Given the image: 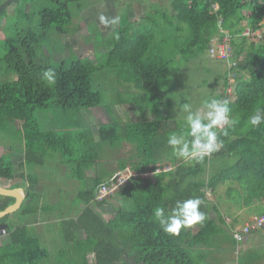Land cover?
<instances>
[{"label":"trees","instance_id":"obj_1","mask_svg":"<svg viewBox=\"0 0 264 264\" xmlns=\"http://www.w3.org/2000/svg\"><path fill=\"white\" fill-rule=\"evenodd\" d=\"M49 1L52 4L47 3L39 12L38 27L18 34L16 47L0 59L6 74L16 76L13 83L0 82V140L11 127L16 139L11 137V140L20 142L23 153V161L15 167L11 154L0 146V181L23 182L27 196L13 214L19 218L36 216L43 208L35 193V182L24 169L31 165L42 166L48 153L57 150L65 140L40 132L33 121V111L51 106L62 110L95 109L103 102L101 94L93 90L92 76L99 69L96 65L77 61L65 68L41 62L45 58L39 49L48 40L50 30L65 33L71 20L70 0ZM170 7L173 13L170 18L165 13L150 14L137 27L122 28L110 46L106 69L116 70L123 84L139 92L128 104L138 115L145 116L146 93L166 87L170 65L179 58L189 63L199 53H209L213 40L221 39L223 32H227L232 49L229 61L234 63L229 70L237 76L233 77V84L228 82V77L222 78L220 98L228 101L231 117L236 122L228 129L227 136L218 134L223 148L200 163L189 161L193 168L185 177L178 180L177 175L161 171L155 175L153 183L139 174L156 170L157 165L164 170L168 163L177 160L167 139L171 133H179L183 124L162 117L134 124L99 126L98 144L112 149L124 144L133 146L135 155L133 159L119 161L115 171L97 178L91 189L76 197L75 202L84 205L82 212L77 219L61 224L67 234L62 238L66 248L59 250L58 258H63L64 264H89V254L93 255L91 264H121L123 256L132 258L134 264H209V259L219 250L224 256L233 254L234 257L236 242L210 219V212L216 209L207 203L202 189L215 190L227 182H236L242 187L248 204L264 200V124L252 128L247 123L256 110L264 111V0H173ZM158 18L165 19V25ZM250 38L253 40L249 41ZM48 69L56 72L54 86H47L43 80ZM230 86L232 97L228 98ZM15 122H18L16 129ZM230 155L237 158L233 166L219 170L207 184L201 181L210 160ZM96 161L98 152L76 163L83 168ZM128 166L136 176L117 191L123 205L115 209L111 219L102 221L94 208L106 204V200L94 201L97 188L116 171ZM194 197L203 201L200 208L206 215L203 224L182 229L179 236L164 233L154 217V210L161 207L168 212L177 200ZM14 201L0 196V212ZM0 223L9 227L6 241L0 245V264H45L42 261H48V251L26 225L10 221V216ZM77 234L82 238H77ZM202 250H210L211 254ZM243 254L238 255L239 264H252L253 258Z\"/></svg>","mask_w":264,"mask_h":264},{"label":"rangeland","instance_id":"obj_2","mask_svg":"<svg viewBox=\"0 0 264 264\" xmlns=\"http://www.w3.org/2000/svg\"><path fill=\"white\" fill-rule=\"evenodd\" d=\"M6 1V0H5ZM96 0H82L76 3H72L70 0L69 11L71 14L70 24L67 25L66 34L64 37H60L59 35L56 36L55 34L52 35L49 39V43L51 42H58L60 39H63L62 45L59 48V56L58 62L60 65H63L65 68H68L72 63L77 61L83 64H94L97 66L98 71L95 75L92 76L93 78V90L97 91L101 94L103 98L102 104L95 108L86 110L87 113H103L110 115L113 123H104L102 125L105 126H117V125H126V124H134L139 121H149L153 119H158L162 117H167L170 119H174L179 121L184 126V118L186 113L181 110V106L183 104H191L193 109L200 107L202 102L206 99L216 98L221 99L222 96L221 89L223 88L222 78L228 77V82L230 84L234 83L233 77L237 76L235 72L230 73V66L234 63L226 62V61H218L214 58H211L207 51L201 52L197 55L195 59L186 63L185 61L181 60L180 58L177 59L170 65L169 75L166 81V87L161 91H150L147 92V114L145 116H140L137 114L135 116H130L129 114L134 115V110L131 105H127L129 107L126 114L120 118L119 116H115L112 113V106L115 108L117 107L116 97L120 95L119 104H123L126 102L128 103L129 100H133L137 98L139 92H135L136 90L133 87L123 84L122 81L118 78V72L116 70L106 69L107 57L108 52L111 49L112 42L114 38L119 36V31L127 27L129 28L131 24L128 25L127 20V8H129L130 0H110V2H106L107 6L111 4V7H107L108 10L113 8L117 11L119 15L115 17L114 15H104L109 20L112 18H117L118 22L114 25H110V30L107 33H102L99 29V25L97 23H92L88 25L89 30L91 31V39L89 40H81L79 41L77 37L71 36V28L76 26L77 24H83L84 20L81 19L85 9L89 7H96L97 5L93 2ZM140 3L148 2V0H134ZM51 3L49 0H16L15 2L11 3L9 6L2 9V13L0 12V59H3L4 56L11 50L16 47V36L18 34H22L26 30H35L36 27L39 25V12L43 6H47ZM52 4V3H51ZM91 4V5H90ZM87 5V7H86ZM151 9L154 12H161L163 5L160 0H152L149 4ZM123 7H126L123 8ZM92 10V9H91ZM158 10V11H157ZM89 11V10H88ZM106 8L99 12V16L105 13ZM164 12H168L166 17L172 16V11L168 10L167 8L164 9ZM107 13V11H106ZM125 15V16H124ZM99 18V17H98ZM161 23L165 25V19L158 18ZM119 20H123L119 22ZM54 33V32H52ZM170 33V32H169ZM51 33L48 35V37ZM69 35V36H66ZM253 40L250 38L249 41ZM47 41H44L46 43ZM83 45V46H77ZM75 45L76 47H72ZM47 52H50V49H46ZM76 52V53H75ZM42 57V56H41ZM43 61H47L46 59H42ZM48 62V61H47ZM50 64H54L49 62ZM58 63V64H59ZM56 65V64H54ZM9 82L13 83L16 81V76L14 74H6L4 71V66L0 65V82ZM232 86L227 89V96L228 98L232 97L231 95ZM229 90V91H228ZM134 95V96H133ZM117 100V102H118ZM51 113L54 116L59 115V119L64 117L62 122L58 123V128L53 131V135L58 138H64L63 144L58 147V149L51 155L53 157L52 163L57 165H64V171L59 172L57 175L59 176L58 180L63 182L62 180L66 181L69 179L68 177L72 176V171L76 170L77 161L86 157H93L95 152H99V147H105L103 144H98L93 136L92 131L84 132V128L77 130L75 125L76 120L80 122L79 112L77 110H62L56 107L49 108ZM94 110V112L92 111ZM132 110V112H130ZM92 111V112H91ZM44 114H48V112L44 109L42 110H34L32 113L33 121L35 122L37 128L41 127L42 129V121L41 116ZM114 115V116H113ZM132 117V118H131ZM151 118V119H149ZM98 117L96 118L98 122ZM100 122L103 119L99 120ZM40 126H38V125ZM14 128L18 127V122L13 123ZM66 129L68 131L66 132ZM8 133H10L8 135ZM7 135H3L1 138L0 146L2 148V144L6 142V140L12 137V140H16L15 133H11V127L9 128V132ZM128 149V148H127ZM110 152H114V154H110L108 158L113 157H125L123 150L120 151H113L108 148ZM64 151H67L68 154H65ZM128 154L126 155H133L134 150L131 152V149L124 150ZM2 154V152H1ZM47 162L49 161V156L46 157ZM79 164V163H78ZM81 167V166H80ZM47 169V167H45ZM111 168V167H110ZM109 168V169H110ZM222 168V165L217 166V170ZM35 165H31L26 167L25 172L27 174H32V171L35 170ZM82 168H80V173L82 172ZM46 172V171H45ZM71 174V175H70ZM75 174V173H74ZM74 177V176H72ZM67 182V181H66ZM0 185L3 187H12L11 181H0ZM55 202V201H54ZM69 202V201H68ZM44 205L50 206V210L53 209L54 203L43 201ZM222 201L219 200L218 204L220 205ZM55 204L63 205L65 204L64 199L62 198L60 201H56ZM70 204V203H69ZM62 209L65 210L63 207ZM69 211V208L66 209ZM264 213V208H263ZM71 215V214H70ZM14 216H10V221ZM18 223H21L18 219V216H15ZM101 218V217H99ZM107 218V216L105 217ZM102 219V218H101ZM13 221V220H12ZM103 221V219H102ZM241 224V219L238 218L237 221ZM9 224L11 222H8ZM55 225L52 223L47 224L46 228L51 231L53 234V227ZM264 229V228H263ZM260 231V230H259ZM31 235L39 238L41 245L44 249H46L50 255L48 261H42V263L47 264H58V262L65 263L63 258H58V253L60 249L66 248L65 244H55L52 242V238L47 237L46 235L40 236L39 233L36 232L35 228H30ZM39 235V236H38ZM42 237L43 239H40ZM82 237L79 234L77 238ZM7 239L6 235H0V245L3 244ZM241 246H243L241 244ZM237 248V245L235 246ZM236 251V250H235ZM206 254H211L209 250H202ZM264 255V247L261 245L255 249L253 253V262L256 259H261V255ZM234 258V260H232ZM63 259V260H62ZM231 259L237 264V255L235 252V256L231 255L224 256L221 250L217 251L212 257L209 259V264H221L222 260ZM88 262L91 264L93 262V255L90 254L88 257ZM134 264L132 258L128 256H123L121 264ZM234 264V263H233Z\"/></svg>","mask_w":264,"mask_h":264},{"label":"crops","instance_id":"obj_3","mask_svg":"<svg viewBox=\"0 0 264 264\" xmlns=\"http://www.w3.org/2000/svg\"><path fill=\"white\" fill-rule=\"evenodd\" d=\"M78 1H82V0H72V3L74 4ZM151 1L152 0H148V2H146L145 4V3H140L134 0H130L129 8H127V13L125 14L127 15L126 17L127 20H125L124 23L128 22V25L129 24L131 25L129 28L124 27V29H130V28L137 27L138 25L143 23L145 17L150 14L152 15H155V14L159 15L160 13L167 14L168 12H164V9L167 8L168 10H171L170 5L173 0H160V2L163 3V5H161V8H162L161 12H154V10L150 8L151 6L149 4ZM95 2H97L96 3L97 8L89 7L88 9H85L82 16H80L81 19L84 20V23L82 25L77 24L76 26L71 28V36L77 37L79 41L91 39V34H90L91 31L89 30L88 25H91L94 22L100 26L99 29L103 34L107 33L110 30V26L105 27L104 25L100 23V20L98 18L100 17L99 16L100 14L97 11L103 10V7L104 9L106 8V11H107V13L105 11L103 15H114L115 17L119 15L117 11L113 8H110L108 10L107 7H111V4L107 6L106 2L111 3L110 0H96ZM117 2H120V0H117ZM123 8L126 9V7H123ZM122 21L123 20H119V22H122ZM77 46H83V45L77 44ZM127 105H130V104L128 103L126 104V102H124L121 105L117 104V107L115 108L112 106L113 108L112 113L115 114V116H119L120 118H122V116L125 115L126 111H128L129 109ZM132 108L134 110V115L132 113L129 115L135 116L137 112L133 106ZM44 110H46L48 114H44L41 116L42 129L41 127H39V130L42 133L52 134L53 131L58 128L57 127L58 123L64 120V117H61L62 119H59V115L54 116V114L51 113L49 108L44 109ZM86 110H90V109L82 108V109L77 110L79 112L80 122L76 120L75 125L77 127V130L83 127L84 132L92 131L93 136L97 142V139H96L97 128L99 126H102V124L104 123H107V124L113 123V121L110 115L108 114H103L100 112L87 113ZM92 111L94 112V110ZM130 112H132V110H130ZM97 117L99 118L98 122L96 120ZM137 117H138V114H137ZM101 119H103L102 122L99 121ZM67 131L68 129H66V132ZM105 147L107 148H104V147L98 148L99 150L98 161L92 164H89L87 166H84L82 168L83 171L81 173H80V166L77 164L76 170H73L71 173L72 176L74 177L72 176L68 177L69 179L66 180L67 182L64 180H62L63 182L59 181L58 180L59 176L57 175L59 172L65 170L63 167L64 165H57L55 163H52L54 158L51 157V155L56 150L48 153L47 156H49L50 158L48 162L46 160L47 158H45V163L42 166L35 165L36 169L32 171V174H27L24 169V172L26 173V175L32 178V181L35 182V193L38 195L39 199L41 200V205L43 206V208L41 212H39L36 216L20 217V219L18 220L24 225H26L29 231H30V228H35L36 232L39 233L40 236H43V235H46L47 237L49 236V238H52V242H54L55 244H58L59 242L63 244L62 238H65L64 236L67 234L65 231V226L64 227L61 226L62 222L77 219L84 208V205L82 203L75 202L76 197L80 193L91 189L93 182L97 178L104 177L108 175L111 171L112 172L115 171L117 169V163L119 161L126 160L129 158L133 159V156L135 155V152L133 155H126L128 153L124 150L131 149V152L134 150L133 146H129L126 144L120 147H117L115 149H112L108 146H105ZM2 148L3 150L4 149L8 150V152L11 154L12 163H14L15 165L16 164L19 165L23 161L22 146L20 142H17V141L13 142L11 138L9 137L6 140V142L2 144ZM108 148L113 151L123 150V152L126 153L125 157L108 158L110 154H114V152H110ZM236 160L237 158L233 155L226 156V157H223L217 160H210L207 163L206 167L204 168L203 174H201V181L203 180L205 184H207L208 180L210 179L212 175L216 174L217 172H219V170H221L224 167L233 166ZM219 165H222V168L217 170V166ZM45 167H47V169ZM166 168L167 169L165 172L170 173L172 175H177L176 179L179 180L181 177H185L192 170L193 164H191L189 161H185L183 159L177 158L176 161L168 163ZM118 172H121L122 174H125L130 177L134 175V172L129 166L126 167L124 170L116 171L114 174ZM155 175L156 173L151 179H147V180H150L153 183L154 182L153 178L155 177ZM11 183L13 185L12 187L14 188L22 187L26 191V188L23 186L22 181L15 180V181H11ZM202 191L205 193L207 203L213 209H216L210 212L209 214L210 219L215 220L216 224H218V226H220L223 229V232L229 235L230 237L234 230L241 228L244 224L250 221L253 217L264 215L263 213L264 200L254 201L253 203L248 204L244 196L245 193H243L242 191V187H240V185L236 182H227L222 186H218L215 190L205 187L202 189ZM62 198L65 201V204L63 205L65 210L62 209L63 208L62 205L55 204L56 201H60ZM219 200L222 201L220 205L218 204ZM43 201L53 202L54 203L53 209L50 210V206L46 207ZM122 205L123 203H122L121 198L117 195V193H115L112 196H110L109 199L106 200V204L102 206H95L94 210L98 217H101L103 221H107L114 216L115 209L121 207ZM67 208H69L68 212L66 211ZM106 216L107 218H105ZM13 218H14L12 219L13 222H17L16 220L17 218L15 216ZM238 218L241 219L242 221L241 224L237 222ZM49 223H52L55 225L53 227V234H51V231L46 228L47 224ZM78 236L79 234L76 235V237ZM40 239H43V238L40 237ZM241 244L243 246H241ZM236 245H237V248L235 247ZM236 245L234 246L233 249L236 250L235 252H236L237 257L238 255L240 256V254L246 253L250 255L251 258H253V253L255 252V249H257L259 245L260 246L262 245L264 247V229L260 231H256L255 233L253 232L248 237H246L243 242L236 243ZM223 246L228 247L230 245H223ZM221 249L223 250V248ZM260 255H261V259H256L252 264L254 263L264 264V255L262 254ZM232 260L224 259L222 260L221 264H233V263L236 264ZM237 264H239L238 260H237Z\"/></svg>","mask_w":264,"mask_h":264},{"label":"clouds","instance_id":"obj_4","mask_svg":"<svg viewBox=\"0 0 264 264\" xmlns=\"http://www.w3.org/2000/svg\"><path fill=\"white\" fill-rule=\"evenodd\" d=\"M99 20L105 27L118 22L117 18L109 20L104 15H101ZM56 79V72L52 69L43 74L47 86H54ZM181 110L186 113L184 126L179 133H171L167 139L172 154L185 161L200 163L206 157L219 152L224 143L218 134L227 136L228 129L236 122L231 117L228 101L210 98L204 100L196 109H193L191 104H183ZM247 123L252 128L264 124V111L256 110ZM202 204L203 201L199 197L177 200L168 212L157 207L154 217L164 233L179 236L182 229H192L203 224L206 215L200 210Z\"/></svg>","mask_w":264,"mask_h":264},{"label":"built area","instance_id":"obj_5","mask_svg":"<svg viewBox=\"0 0 264 264\" xmlns=\"http://www.w3.org/2000/svg\"><path fill=\"white\" fill-rule=\"evenodd\" d=\"M215 9V7H213ZM245 35L248 36L247 31ZM230 36L227 32H223V37L221 39H214L210 49L209 55L211 58H214L218 61H226L230 62L231 56V45H230ZM166 167L164 170H160V166H157L156 170L147 171L143 174H139V176L143 179H151L154 174H158L161 171H166ZM136 176L134 174L131 177ZM121 172L114 174L107 182L98 186L94 201L100 202L103 200H107L113 194L117 193L125 184H127L128 180L131 178ZM264 228V215L253 217L250 221L244 224L241 228L234 230L231 234L232 239L236 243H241L255 231L261 230Z\"/></svg>","mask_w":264,"mask_h":264},{"label":"water","instance_id":"obj_6","mask_svg":"<svg viewBox=\"0 0 264 264\" xmlns=\"http://www.w3.org/2000/svg\"><path fill=\"white\" fill-rule=\"evenodd\" d=\"M2 1L3 0H0V12L2 11L3 8L9 6L15 0H6L3 2ZM14 166L16 167V165H14ZM0 196L11 197L15 200L13 204H11L6 209H4L3 211L0 212V220H1L4 217L10 216L19 210L22 203L26 199L27 192L22 187H17V188H14V187L7 188L6 187L5 188V187L0 185ZM8 229H9V227L7 224L0 223V235H6L8 232Z\"/></svg>","mask_w":264,"mask_h":264},{"label":"flooded vegetation","instance_id":"obj_7","mask_svg":"<svg viewBox=\"0 0 264 264\" xmlns=\"http://www.w3.org/2000/svg\"><path fill=\"white\" fill-rule=\"evenodd\" d=\"M5 1V0H3ZM2 1V2H3ZM15 2V1H14ZM38 27V26H37ZM36 27V28H37ZM54 32V33H52ZM51 33V35L48 37V40L46 43H43L39 49V51L41 52V54L44 56V58L48 61V62H51V63H54V64H58V56H59V48L60 46L62 45V41L63 39H60L58 42H51L49 43V39L50 37H52L53 34H55L56 36H60V37H64L66 32L65 33H58V32H55L54 30H50L49 34ZM48 34V35H49ZM67 36V35H66ZM46 41V40H45ZM72 47H76L75 45H73ZM46 49H50V52H47ZM76 53V52H75ZM41 62H43V60H41ZM60 64V63H59Z\"/></svg>","mask_w":264,"mask_h":264}]
</instances>
